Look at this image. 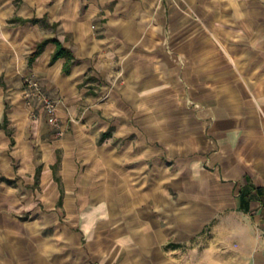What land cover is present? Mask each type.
Listing matches in <instances>:
<instances>
[{"label": "crops", "instance_id": "crops-1", "mask_svg": "<svg viewBox=\"0 0 264 264\" xmlns=\"http://www.w3.org/2000/svg\"><path fill=\"white\" fill-rule=\"evenodd\" d=\"M19 2L0 7V264H264V0ZM55 35L69 74L53 43L28 63ZM29 78L64 136L29 117Z\"/></svg>", "mask_w": 264, "mask_h": 264}, {"label": "trees", "instance_id": "trees-1", "mask_svg": "<svg viewBox=\"0 0 264 264\" xmlns=\"http://www.w3.org/2000/svg\"><path fill=\"white\" fill-rule=\"evenodd\" d=\"M48 17L45 18H38V17H32V18H23L20 16H14L9 20L10 23H15L18 25H24L26 23H31V24H43L46 28H49L52 30L54 33H56L57 28H58V23H50L47 19ZM49 43H53L56 45V49L52 55L51 58V63H54L57 59L59 58H64L65 63H64V73L69 74L72 66H74L75 62L77 61L75 54L72 49H68L63 42L58 38L57 35L52 36V37H46L43 38L42 40L36 42L33 45L32 53L29 55L28 58V63L31 65L34 60L44 51L46 46ZM4 129L6 133L10 136L11 140L13 141L12 144L15 142L12 133L13 131L8 128V121L7 118L5 117L3 124L0 122V130ZM57 167V165L54 166ZM57 178V177H56Z\"/></svg>", "mask_w": 264, "mask_h": 264}, {"label": "built area", "instance_id": "built-area-1", "mask_svg": "<svg viewBox=\"0 0 264 264\" xmlns=\"http://www.w3.org/2000/svg\"><path fill=\"white\" fill-rule=\"evenodd\" d=\"M25 104L31 109L32 117H38V109L46 116L47 123L55 129L58 136H64L65 131L57 114L58 100L49 93L38 79L29 78L25 80L23 90Z\"/></svg>", "mask_w": 264, "mask_h": 264}, {"label": "rangeland", "instance_id": "rangeland-1", "mask_svg": "<svg viewBox=\"0 0 264 264\" xmlns=\"http://www.w3.org/2000/svg\"><path fill=\"white\" fill-rule=\"evenodd\" d=\"M11 1H13V3L15 4V5H20L21 4V2H19L20 0H0V7L2 6V4L5 6V3H11ZM16 29H13V28H11V27H8V34H7V36L5 37V41L8 43V45H11V43L12 42H14L15 40H16ZM4 47H5V45H4ZM6 48V47H5ZM4 48V49H5ZM27 80V79H26ZM23 85H24V87H25V81L23 82ZM23 97V96H22ZM23 101H24V97H23ZM25 102V101H24ZM32 120L33 119H36V118H34V117H32V115L30 114V116H29ZM15 161V160H14ZM16 164V163H15ZM14 164V165H15ZM0 178H2V177H0Z\"/></svg>", "mask_w": 264, "mask_h": 264}]
</instances>
